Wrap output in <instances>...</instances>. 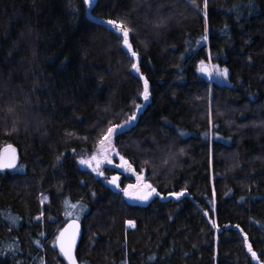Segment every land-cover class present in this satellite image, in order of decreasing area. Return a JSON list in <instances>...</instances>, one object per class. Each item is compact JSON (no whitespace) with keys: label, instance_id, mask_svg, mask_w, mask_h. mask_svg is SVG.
<instances>
[{"label":"trees","instance_id":"obj_1","mask_svg":"<svg viewBox=\"0 0 264 264\" xmlns=\"http://www.w3.org/2000/svg\"><path fill=\"white\" fill-rule=\"evenodd\" d=\"M197 4L0 0V151L19 158L0 169V264H67L54 242L71 215L79 264H264V0H208L207 32ZM94 17L125 21L137 57ZM144 79L112 138L159 193L142 203L78 157L144 102Z\"/></svg>","mask_w":264,"mask_h":264},{"label":"snow or ice","instance_id":"obj_2","mask_svg":"<svg viewBox=\"0 0 264 264\" xmlns=\"http://www.w3.org/2000/svg\"><path fill=\"white\" fill-rule=\"evenodd\" d=\"M83 3L86 5H91L95 3V0H83ZM190 3L199 9V5L197 4V0H190ZM203 18H204V24L205 28L204 31L207 32L208 28V12H207V7H208V0H203ZM102 23H105L102 21ZM106 24L108 25L109 31L113 32L116 34L117 38L122 37V43L123 46L127 49L128 52L131 53L132 57H137V52L132 50V46L129 41V33L131 29L127 26L125 21L123 20H114V19H109L106 21ZM204 40H207V35L203 37ZM200 64L203 65L204 61H200ZM132 69L136 70L139 72V67L137 63H133L131 65ZM218 68V66H217ZM201 71H205V69L201 68ZM217 74L223 77L228 76V69H218ZM140 96L143 97L145 101L149 99V89H148V81L147 79H144V85H143V91L140 93ZM137 110H139L142 106L137 104L134 106ZM12 109L9 108V112H11ZM136 119V113L133 112L131 116L127 120H125L122 124H112L109 126L104 132L100 138L98 139L96 143V151L93 152V154L88 157L87 159L81 158L80 159V164L81 165H86L88 168H91L93 172H96L98 175L103 176L104 172L100 170V166L102 163H107V164H112L113 160L110 156V151L115 152L114 147L112 146V138L114 135H116L120 130L123 128L127 127L131 122H134ZM182 151V150H181ZM116 155H119L118 152L115 153ZM122 163H119L116 165L118 168H124L126 170L132 169V165L123 157H119ZM59 160V157H57ZM17 156H16V150L12 148L11 145L7 146L6 149V154L3 159H0V169H15L17 167L16 164ZM95 162V164H93ZM20 168H23V165L19 166ZM138 179L142 183V190L136 191V189L140 188L141 185H128L127 187L121 189L123 194L126 197L129 198H135L141 201H147L150 196L153 194L159 195L157 190L149 183L143 181V177H138ZM119 180V176H113L110 180L107 182L110 185H114L117 188H119V184L117 181ZM171 196H176L179 197L183 195V193H169ZM73 207H76V205H73ZM83 209H81L82 211ZM207 215V213H205ZM128 224L133 225V221H128ZM237 228H239V225H236ZM69 229H71V234L67 235L69 233ZM79 231V225L76 222H73L70 224L67 228H64L61 230L60 235L56 237V241L59 242V248L60 252L63 254V256L69 261V264H77V261L73 255V248L75 245V237L76 234ZM245 243L247 244V235L245 234ZM55 244V242H54ZM248 251L251 252L252 256L255 257L256 253L252 250V247L250 244H248ZM150 259H155V257H150Z\"/></svg>","mask_w":264,"mask_h":264},{"label":"rangeland","instance_id":"obj_3","mask_svg":"<svg viewBox=\"0 0 264 264\" xmlns=\"http://www.w3.org/2000/svg\"><path fill=\"white\" fill-rule=\"evenodd\" d=\"M91 5H88V7H90ZM95 18V17H94ZM96 20H99V21H103V22H105L104 24L106 25V26H108L107 24H106V19H101V18H95ZM130 41V40H129ZM201 41H205L203 38H202V40ZM123 44V43H122ZM124 47V46H123ZM125 48V47H124ZM126 49V48H125ZM127 50V49H126ZM201 65V64H200ZM203 65H206V66H208L209 67V70H210V74H209V78L211 79V80H215V81H217V82H219V83H222V82H224L225 81V77H223V76H220V75H218L217 74V70L218 69H224V67H221V66H218V65H216V64H214V63H212L209 59H207V60H204V64ZM217 66H218V68H217ZM146 101L144 100V102L143 103H141V104H139V105H141L142 107H143V105H144V103H145ZM141 107V108H142ZM140 108V109H141ZM139 109V110H140ZM139 110H135V113H136V116H137V114H138V112H139ZM132 123V122H131ZM130 123V124H131ZM112 146L114 147V145L112 144ZM114 149H115V147H114ZM97 149H96V147H95V149L94 150H92V151H86V152H83V153H81L80 155H79V157H78V163H79V165L81 166V167H83V168H86V169H88V170H90L91 172H93L92 171V169L91 168H88L86 165H81L80 164V159L81 158H85V159H87L88 157H90L92 154H93V152H95ZM117 151L115 150V152H111L110 151V156H111V158H112V160H113V163L112 164H107L106 162L105 163H102L101 164V166H100V170L101 171H103L104 172V175L103 176H100V175H98L96 172H93L97 177H100L105 183H107L111 188H113V189H123V188H125V187H127L128 185H141V187L140 188H138V189H136V191H140V190H142V183H141V181L138 179V177H143V181L144 182H147V183H149L147 180H145V178H144V175H143V172H141V173H139V172H136L135 170H134V168H133V166H132V169H128V170H126V169H124V168H118V167H116V165L117 164H119V163H122V161L120 160V154L119 155H116L115 153H116ZM93 164H95V162H93ZM106 166H109V167H115V168H117L119 171H121L122 173H124L125 175H128V176H132V178H133V180L131 181V182H127L122 188H117L116 186H114V185H110L107 181L108 180H110L113 176H119V180L117 181V183L119 184V181H120V173H115V174H111V175H109V174H107L106 172H105V167ZM149 184H151V183H149ZM120 186V185H119ZM123 193V192H122ZM171 193H173V192H171ZM124 195V194H123ZM125 196V195H124ZM126 197V196H125ZM151 197V196H150ZM149 197V198H150ZM160 197H162V198H168V197H176V196H171V195H169V193L168 194H166V195H160ZM128 200H130V201H133V202H142V203H144V202H147V201H141V200H138V199H135V198H129V197H126ZM69 218H77V216H75V215H71V216H69ZM128 225H130V224H128Z\"/></svg>","mask_w":264,"mask_h":264},{"label":"water","instance_id":"obj_4","mask_svg":"<svg viewBox=\"0 0 264 264\" xmlns=\"http://www.w3.org/2000/svg\"><path fill=\"white\" fill-rule=\"evenodd\" d=\"M201 68L205 69V71H201V70H200V71H201V74H202L203 76H205V77H208L209 74H210L209 67L206 66V65H201L200 69H201ZM9 145H11V144H7V145H5V146L1 149V151H0V159H3V158L5 157L6 149H7V146H9ZM11 146H12V148H14V149L16 150V148H15L13 145H11ZM16 156H17V160H16V164H17V163H18V159H19V158H18V154H17V150H16ZM73 222H76V223H78V225H79V231H78V233L76 234V237H75V245H74V248H73V255H74V257H75V259H76V261H77V257H76V248H77V246H78V243H79V240H80V237H81V233H82V230H81V223H80V221H79L78 219H76V218H70V219H68V220L66 221V223L63 225V227L59 230L57 236L60 235V232H61L62 229L67 228V227H68L70 224H72ZM70 234H71V229H69V233L66 234V237H67V235H70ZM57 236H56V237H57ZM55 246H56V248L58 249V251L60 252L59 242L56 241V239H55ZM60 254H61V256L64 258V260L66 261V263L69 264V261L63 256V254H62L61 252H60ZM77 264H79L78 261H77Z\"/></svg>","mask_w":264,"mask_h":264}]
</instances>
